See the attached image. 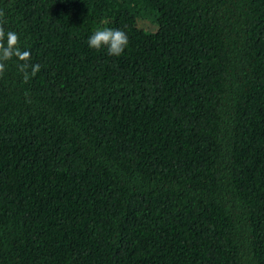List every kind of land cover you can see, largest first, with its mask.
<instances>
[{"label": "trees", "instance_id": "1", "mask_svg": "<svg viewBox=\"0 0 264 264\" xmlns=\"http://www.w3.org/2000/svg\"><path fill=\"white\" fill-rule=\"evenodd\" d=\"M0 12L40 65L0 75V264H264V0Z\"/></svg>", "mask_w": 264, "mask_h": 264}, {"label": "clouds", "instance_id": "2", "mask_svg": "<svg viewBox=\"0 0 264 264\" xmlns=\"http://www.w3.org/2000/svg\"><path fill=\"white\" fill-rule=\"evenodd\" d=\"M2 16L3 13L0 12V17ZM2 23L3 21H0V75L5 71L6 62L16 58L19 72L22 74L24 82H28L31 77H34L40 71V65L29 63L30 51L22 50L18 34L13 31L5 33ZM87 43L91 49L99 51L106 48L108 55L118 57L124 53L129 38L120 29L102 28L96 30L89 37Z\"/></svg>", "mask_w": 264, "mask_h": 264}, {"label": "rangeland", "instance_id": "3", "mask_svg": "<svg viewBox=\"0 0 264 264\" xmlns=\"http://www.w3.org/2000/svg\"><path fill=\"white\" fill-rule=\"evenodd\" d=\"M137 24L148 30H152L155 27L154 23L150 18H139L137 20Z\"/></svg>", "mask_w": 264, "mask_h": 264}]
</instances>
